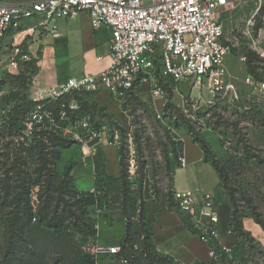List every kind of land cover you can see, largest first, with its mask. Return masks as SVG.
I'll return each instance as SVG.
<instances>
[{"label":"trees","instance_id":"trees-1","mask_svg":"<svg viewBox=\"0 0 264 264\" xmlns=\"http://www.w3.org/2000/svg\"><path fill=\"white\" fill-rule=\"evenodd\" d=\"M245 53L249 74L253 76V63L259 62L260 58L251 50ZM23 70H29L30 76L26 72L21 73ZM37 70L36 60L31 58L22 63L19 75H13L22 81L25 92ZM6 77L4 75L2 80L4 85ZM254 77L262 80L256 75ZM132 93V90L127 91L125 99ZM93 95L94 92L71 90L55 98L38 101L30 99L27 93L22 96L4 95L2 98L13 105L9 109L4 108L0 122V264H88L91 259L83 250L84 244L87 238L97 235L99 214L108 216V212L113 210L122 211L126 221L120 250L114 254L118 260L129 264H181L172 255L160 252L153 242V222L147 216L137 177L146 162L138 167L137 160H134V165L132 160L135 157L128 155L126 147L118 142L111 129L107 132L106 117L113 120L121 133H128L105 105L94 100ZM74 100L78 104L76 109L70 108ZM38 104L50 113L53 125L34 121L28 127L31 113ZM121 105L125 110V105ZM63 111L70 123L87 118L93 133L105 131L108 139L118 146L120 172L117 177L96 176L92 190H81L72 174L76 161L70 160L63 171L59 170L62 149L80 143L72 134H63L57 126L62 121ZM175 126L181 127L177 122ZM192 140L202 148L204 161L210 162L223 178L221 161L209 143L200 137ZM169 143L172 150L166 155L167 166L171 165V155L173 161L181 166L178 147L182 141L169 135ZM134 188L140 196L137 213L129 209ZM154 192L158 198V192ZM174 199L165 198L166 208L179 212L189 230L208 240L218 264H260L256 260H250L251 263L239 260L238 256L246 254L249 249L247 241L254 242L255 239L245 228V215L238 214L233 199L227 200L232 205L230 225L237 238V244L231 250L225 249L217 237L193 222L189 215L180 212L179 203ZM254 218L264 228V218L256 210Z\"/></svg>","mask_w":264,"mask_h":264},{"label":"built area","instance_id":"built-area-1","mask_svg":"<svg viewBox=\"0 0 264 264\" xmlns=\"http://www.w3.org/2000/svg\"><path fill=\"white\" fill-rule=\"evenodd\" d=\"M233 3V0H36L31 3L0 0V48H3L9 34L27 19L38 20L34 28L55 32L59 19L85 12L93 28L105 26L110 29L113 62L102 73L70 78L50 97L55 98L71 90H107L113 98L124 101L127 91L137 89L145 82L151 98L164 99L166 90L161 81L168 78L175 83L190 81L201 88L206 85L214 96L226 94L231 100H236L238 91L227 81L225 59L227 55L236 53L246 62L245 51L240 52L244 44L264 64V12L260 3L251 15L243 19L242 25L233 26L227 33L221 14ZM31 30L25 31L30 34ZM18 36L21 38V33ZM6 49L8 53L4 57L7 63L0 72V102L5 95L4 74L20 71L22 63L31 59L22 40ZM3 62L0 56V65ZM246 81L264 95V80L248 75ZM77 107L75 100L70 103V108ZM30 119L27 123L29 128L34 121L54 124V119L42 109L41 104L33 109ZM61 119L57 126L62 133L72 134L77 141L98 135L93 133L87 118L70 123L63 111ZM69 126L79 127L84 133L68 131ZM185 157L182 141L178 147L181 166L186 165ZM175 196L182 211L216 237L219 212L215 196L206 193L200 205L195 203L190 191H177ZM203 218L208 220V224L202 222ZM83 250L87 252L85 247ZM119 250V246L95 245L89 254L91 262L114 255ZM211 253L213 256L216 254L214 250Z\"/></svg>","mask_w":264,"mask_h":264},{"label":"rangeland","instance_id":"rangeland-1","mask_svg":"<svg viewBox=\"0 0 264 264\" xmlns=\"http://www.w3.org/2000/svg\"><path fill=\"white\" fill-rule=\"evenodd\" d=\"M1 1L31 3L36 0ZM233 2L221 14L227 33L233 26L242 25L243 19L251 15L260 3L263 6L261 11L264 12V0H233ZM38 23L37 19L32 18L23 21L22 25L11 32L12 37L7 40L8 44L4 47L10 49L17 39L19 40L18 35L21 32ZM30 38V35L26 39L23 38L24 45H27ZM4 47L0 48V53L6 55L8 49ZM246 50H249V47L241 45L240 52H246ZM4 60L7 62L6 57ZM225 63L228 69L227 81L238 91V99L231 100L226 94L214 96L206 85L201 88L190 81L173 83L168 78L161 81L166 90V96L164 99H154L149 96L148 85L143 82L137 89L132 90L134 96L131 97L132 94H130L127 99L120 101L126 108L124 111L128 116L127 123L123 124L115 117L127 128L128 133H121L113 120L106 117L109 127L107 132L111 129L118 142L126 147L128 155L135 157L132 160L134 165L136 160L138 167L144 161L146 162L137 177L147 213L149 200L146 197H150V194L153 195L152 200L155 199L158 210L168 206L165 201L168 196L176 199L172 178L176 163L172 155L170 156L171 165L166 164V155L172 150L169 135L174 140L182 141L177 138L176 131L181 128L192 139L200 137L206 140L223 167L224 177L221 178L215 167L207 162L219 177L215 189L217 200L233 199L237 204L238 214L245 215L243 220L250 217L258 225V230L250 231L255 241H247L246 245L250 250L238 256L239 260H247L249 263L256 260L264 264V228L254 218L255 210L264 218V95L247 83L246 78L250 75L248 64L240 59L239 54L227 55ZM253 65L255 66L253 76L256 75L264 80V64L255 61ZM0 70L3 71L2 66ZM4 75L7 76L6 97L11 94L22 96L26 93L22 89V81L15 78L14 74ZM26 75L30 76L29 70ZM12 105L7 99L1 100L0 122L4 108L9 109ZM175 122L181 127H176ZM132 172H134L133 167ZM147 184L151 186L150 194L145 193ZM154 191L158 192V198ZM136 194L135 188L133 199L129 202V209L137 213L139 212V191ZM236 244L237 238L236 243L229 250ZM253 245L257 247L251 248Z\"/></svg>","mask_w":264,"mask_h":264},{"label":"crops","instance_id":"crops-1","mask_svg":"<svg viewBox=\"0 0 264 264\" xmlns=\"http://www.w3.org/2000/svg\"><path fill=\"white\" fill-rule=\"evenodd\" d=\"M30 34L21 32L24 39L29 35L25 50L31 58L36 60L38 67L26 91L28 97L38 101L48 98L55 89L65 85L70 78H80L84 75H96L108 69L112 64L111 31L102 26L93 28L87 13L81 12L69 18L57 21L55 32L34 28ZM11 33L4 41L7 46ZM24 38V39H22ZM7 48V47H4ZM2 70L7 62L4 54L0 53ZM0 72H2L0 70ZM15 71L11 74L19 73ZM94 100L99 105H105L123 124L127 123V114L121 102L115 99L107 90L94 92ZM68 131L84 133L79 127L69 126ZM182 130V132L180 131ZM177 138L184 142L186 165L174 166L173 187L175 191H190L196 204L203 202L206 193L215 196V189L219 182L216 171L204 161V152L199 144L193 142L191 136L186 135L184 129H176ZM76 161L73 169L76 185L81 190H92L96 176L117 177L120 172L118 146L108 139L106 132L87 138L69 148L62 149L58 161V168L63 171L70 161ZM151 186L147 184L145 193L150 194ZM149 200L148 218L153 222V242L156 248L165 254H170L181 264H218L212 255V248L207 239L194 234L181 215L176 210L156 208L153 195L146 197ZM180 208V206H179ZM219 222L216 226V237L224 247L231 248L236 243L230 221L232 205L227 200H217ZM180 212L185 213L180 208ZM208 224L206 218L202 219ZM244 226L249 231L258 230V225L252 218L243 220ZM125 217L120 210L108 212V216L99 214L98 233L87 238L84 247L89 255L95 245L119 246L125 233ZM88 264H129L127 261L118 260L115 255L102 257Z\"/></svg>","mask_w":264,"mask_h":264}]
</instances>
